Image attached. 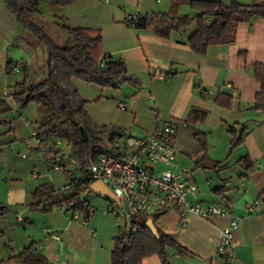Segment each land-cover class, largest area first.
<instances>
[{"label": "crops", "instance_id": "0c3cea01", "mask_svg": "<svg viewBox=\"0 0 264 264\" xmlns=\"http://www.w3.org/2000/svg\"><path fill=\"white\" fill-rule=\"evenodd\" d=\"M220 1L225 5L233 2ZM234 1L245 5L264 4V0ZM159 2L79 0L58 11L59 20L67 27L98 30L104 54L122 61L128 73L140 84L138 88L126 85V91L120 88L111 92V88L73 80L72 85L83 99L91 101L100 97L103 100L99 118L90 111V118L96 125L115 126L147 135L154 133L164 122L174 120L178 124L174 140L177 155L181 131L190 129L185 122L190 109L197 107L208 111L205 121L198 127L207 134L208 158L224 165L217 172L205 170L214 174L209 178H194L197 194L194 198L190 196L189 201L221 207L227 202L232 204V213L238 218L232 240L234 259L227 263L216 255L219 233L227 226V219L207 221L188 216L186 222L180 224L178 213L172 209L162 213L155 225L190 254L180 255L171 249L167 263L158 256H151L142 264H264V114L245 109L251 106L260 88L246 67L264 64V18L240 23L232 43L209 46L205 54L198 55L187 44L195 30L194 25L186 31L171 33L168 39L156 36L150 29L127 25L128 17H144L151 13L173 17L196 14L189 4L179 0H167L161 5ZM4 4L0 0V98L6 99L11 111L0 114V207L5 210L0 216V264H18L10 258L32 241L38 244V251L49 264H111L113 246L107 248L98 230L94 229H98L97 215L86 218L81 212L67 211L65 206L56 205L46 214L51 215L58 207V213L52 219L45 214L40 217L42 214L33 210L38 189L41 188L47 198L52 195V201H55L61 197L53 193L54 189L70 182L77 184L82 179H71L63 154L61 168L53 169L39 152L41 149L26 142L39 125L41 115L33 103L22 109L13 101L17 81L11 80L7 66L11 62L19 70V63H14L13 59H24L30 49L36 50L38 46L31 45L29 36ZM185 7L191 12L180 13ZM39 12V16L55 22L54 18L42 14L40 7ZM58 23L56 25L61 27ZM155 69L166 72L163 80L153 79ZM92 85L95 89H90ZM89 90H95L92 96ZM219 92L231 96V108L214 104L213 97ZM100 93L102 96H98ZM119 97L128 98L125 105L122 102L115 105ZM34 120L38 124L34 125ZM243 126L248 132L241 145L231 150L233 137L229 131L238 132ZM195 146L196 149L186 157L193 161L194 170L199 171L194 162L200 156L191 158L197 150L196 143ZM244 156L252 164L250 170L245 168L246 163L238 164ZM177 162L183 166L178 158ZM33 172L38 173L37 177L29 178V173ZM218 188L223 189L215 192ZM52 201L42 199L38 206L41 209ZM253 202H257V207L249 213L246 206ZM40 218H43L44 227L39 232L36 223ZM46 229L57 234L60 240H52L44 232ZM3 238L6 242L1 244Z\"/></svg>", "mask_w": 264, "mask_h": 264}, {"label": "trees", "instance_id": "16d2710c", "mask_svg": "<svg viewBox=\"0 0 264 264\" xmlns=\"http://www.w3.org/2000/svg\"><path fill=\"white\" fill-rule=\"evenodd\" d=\"M4 5L15 18L17 24L24 33L36 41L39 45L46 46L48 50V75L40 83H32L29 68H25L24 79L14 85L12 93L13 101L24 108L30 103L37 106L41 115L39 125L35 129L43 147H50L51 153H43L47 163L51 165L54 155H60L61 168L62 151L54 147L56 140H66L70 149L71 159L79 164L86 176L73 184L72 188L61 198L52 201V195L40 188L37 190L33 203V210L38 212H50L56 205L65 206L67 211L88 215V205L81 195L88 190L90 178L84 168L95 157L107 151L106 146L118 138L126 136L127 132L120 128L96 125L86 112L87 101L83 99L73 80H80L86 84H93L101 88L120 89L126 84L138 88V81L127 71L125 64L112 56L105 55L102 50V36L98 30L85 28H70L61 26L71 45L63 47L51 40L41 28L34 22V18L40 14L39 5L44 0H3ZM59 7H65L79 0H53ZM189 4L195 15L173 17L163 13H151L144 17H138L137 22L127 21V25L134 28L152 30L156 36L168 39L173 32L186 31L195 26L194 32L187 39V44L195 54L203 55L209 46L230 44L235 39V31L240 23H248L256 18H264V4L245 5L238 2L223 4L220 0H179ZM208 22L206 23V21ZM104 63L101 65V61ZM15 65L9 62L8 73L14 72ZM247 73L259 83V90L255 94L254 101L246 110L259 111L264 114V64L256 63L246 67ZM204 91H202V94ZM0 98V114L10 112L11 108ZM214 104L231 108V96L226 93H217L213 97ZM208 115V111L192 107L186 117L188 127L193 131V139L197 150L191 158L200 156L195 163V169L211 170L217 172L223 168V162L211 161L207 156V134L198 127ZM2 124V122H0ZM233 139L230 143L231 150L239 147L247 134L244 126L238 132L229 131ZM84 133V135H83ZM41 149V148H40ZM244 164L250 170L252 164L247 156L242 157L238 164ZM71 183V182H70ZM223 188L215 189V192ZM42 199L52 201L50 204L39 208ZM5 214L0 207V216ZM162 213L151 215L154 222ZM148 218L141 220L136 231L128 238L127 245L123 244V236L119 232L113 239L111 252V264H142L151 256H158L162 262L167 263L168 251L176 250L180 255L190 253L173 238L162 233L156 225L159 239H155L152 233L145 228ZM38 244L32 241L19 254L10 259L18 264H49L48 260L38 251Z\"/></svg>", "mask_w": 264, "mask_h": 264}, {"label": "built area", "instance_id": "2783aa9c", "mask_svg": "<svg viewBox=\"0 0 264 264\" xmlns=\"http://www.w3.org/2000/svg\"><path fill=\"white\" fill-rule=\"evenodd\" d=\"M158 1V0H157ZM138 17H128L127 21L137 22ZM208 20L206 21V23ZM104 61H101V65ZM15 73L18 68H14ZM165 71L155 69L153 79L163 80ZM122 107V105H119ZM178 124L174 120L164 122L154 133L142 137L124 136L116 139L111 148L98 154L88 163L86 172L90 183L100 181L113 193L116 202L111 201L115 216L126 221L123 244L127 245L130 234L137 230L141 218L174 210L178 213L180 224L186 222L188 216L204 220L225 218L227 226L219 233L216 255L227 263L234 259L233 232L238 228V218L232 213V204L227 202L224 207L202 204L199 201L190 203L189 197L196 195L197 187L192 177V171L177 162L174 146ZM30 141L41 148L43 153H51L50 147H43L36 130L31 133ZM29 143V141L27 142ZM56 140L54 147H60ZM60 155H54L51 168L59 169ZM33 177H37L34 172ZM73 184L54 189L53 193L63 196ZM257 207V202L246 206L251 213ZM95 209L88 207V215L92 217ZM46 235L54 241L60 237L49 229Z\"/></svg>", "mask_w": 264, "mask_h": 264}, {"label": "rangeland", "instance_id": "374dc122", "mask_svg": "<svg viewBox=\"0 0 264 264\" xmlns=\"http://www.w3.org/2000/svg\"><path fill=\"white\" fill-rule=\"evenodd\" d=\"M166 1L167 0H160L158 5H161ZM39 7H40L42 14L49 16L51 18H54L55 22L53 20H51L50 18L41 17L39 15L34 18V22L57 45H60L63 47H68L69 45H71V42H69V39L67 38L66 34L61 30V27H59V25H56V22L57 23L59 22L60 25L66 26L65 23L63 21H61V19L59 20L60 16H59L58 11H60L59 10L60 7L57 6L54 3V1H52V0H44L43 2H41V5H39ZM179 12L182 14H187L188 12H191V11L189 10L188 7H185V11L183 8ZM58 16H59V18H58ZM29 40L32 43L31 45H35L36 47L38 46V48H36V50L30 49V51L27 52V54L23 57L24 59H22L21 57L17 58V60L13 59L14 63H16V62L19 63V72L11 73L10 78H11V80H14L17 82L22 81L24 79V75H25V73H23V72H24L25 68L27 67V68H29V71L31 73V77H30L31 80L30 81L32 83H40L44 79H46V77L48 75V72H47L48 71V57H49L48 50H47L46 46H43V44L39 45L31 37H29ZM82 83H84V85L86 84L85 82H82ZM86 85H91V84H86ZM126 85L123 86L121 88V90L126 91L127 90V88H125ZM90 87H91L90 89H95V88H93V87H95L93 85ZM96 89H97V87H96ZM94 91L95 90H89V92H91V93H89L90 96H92V94H94ZM109 91L112 92L113 90L110 89ZM78 93H79V91H78ZM127 93H129V91L126 92V94ZM80 96H81V94H80ZM98 96H102V94L100 93ZM129 96H127V97H129ZM127 100H128V98L119 97L115 100L114 103L116 105L118 102H122L125 105ZM88 101H87L88 107H86V110H87L86 112H88V115L90 116V114H91L90 111H91V112H93V114H95V116L97 118H99L101 116V112H100L101 104L100 103L103 100L100 99V97H99V99L96 98L94 100H91V101L88 100ZM28 105H26L22 109H25V108L27 109ZM34 105L36 106V104H34ZM26 113H27V110H26ZM97 120H100V119H97ZM33 123H34V125L38 124V122L36 123L35 120L33 121ZM181 133H183V134H182V136L179 140V143L177 145V151H178L177 158H178L179 162H181L183 167H186L187 169L192 171L193 179L194 178L197 180H200L201 178L206 179L205 176H207L209 178L212 175H214L213 173H211L209 171L202 172L201 170H199V171L194 170L193 161L186 157V155L191 154V152L196 149L195 143L192 139V130L191 129H185V130H182ZM126 134H127V136H133V137H142V136L146 135L143 133L136 132L134 130L127 132ZM29 139H26V142L29 141L28 145H32V143H33V145H36L34 141H30ZM60 143H61V145L59 148L62 151L61 154H63L65 156L64 160H65V164H66V169L69 171V175L71 176V179L76 181V180L84 178L86 176V173L84 170H82L79 167L78 163H76L75 161H73L71 159L70 149L67 146L66 140L60 139ZM106 148L109 149V148H111V146L108 145V146H106ZM39 152H42V151L39 150ZM42 154H43V152H42ZM87 166H88V164L86 163L84 168L87 169ZM6 169H8L7 162H6ZM6 173H7V170H6ZM34 174L38 175L37 172L36 173L34 172ZM31 176H32V174L29 173V178ZM42 176H44V175H41L40 177H42ZM6 178H8V177L6 176ZM40 181H42V180H40ZM196 194H197V192H196ZM82 197L84 199H86L87 202H89V205H91L92 208L95 209L94 214L97 215V218H98V221H97L98 229L96 227L94 229L98 230V234L100 236L101 241H103V243L105 244V246L107 248H112L114 237L119 232H121L122 235L125 233V230H126L125 219L122 217L117 218L115 216V214L111 211L112 208H114V207H113V205L109 199H107L103 196H100V195H91L89 193H86V194L84 193L82 195ZM58 210H59L58 207L55 208L54 212H52L51 215H46L49 212H47V213L46 212L45 213L39 212L42 214L40 217H43V215L45 214V217L54 219V217H55L54 215H57L56 213H58ZM143 219L144 218H141L138 220L140 222ZM43 223H44L43 218H40L38 223H36L39 232L43 230L42 229L44 227ZM1 238L2 237H0V239ZM5 238L2 239L1 244L3 242L4 243L6 242Z\"/></svg>", "mask_w": 264, "mask_h": 264}, {"label": "water", "instance_id": "95a60500", "mask_svg": "<svg viewBox=\"0 0 264 264\" xmlns=\"http://www.w3.org/2000/svg\"><path fill=\"white\" fill-rule=\"evenodd\" d=\"M84 135V133H83ZM88 192L91 195H100L103 196L107 199H109L110 201L116 202V199L113 195V193L111 192V190L102 182L100 181H96V182H92L88 184ZM145 228H147L152 235L155 237V239H159V235H158V231L154 225V222L151 218H148L145 221L144 224Z\"/></svg>", "mask_w": 264, "mask_h": 264}]
</instances>
